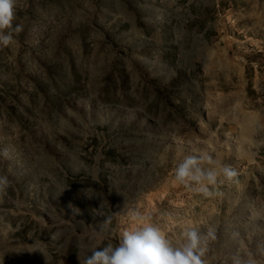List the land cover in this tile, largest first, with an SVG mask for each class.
I'll return each instance as SVG.
<instances>
[{
    "label": "rangeland",
    "instance_id": "rangeland-1",
    "mask_svg": "<svg viewBox=\"0 0 264 264\" xmlns=\"http://www.w3.org/2000/svg\"><path fill=\"white\" fill-rule=\"evenodd\" d=\"M15 24L0 264H80L134 211L172 238L215 227L209 264H264V0H18ZM203 154L238 173L210 198L173 180Z\"/></svg>",
    "mask_w": 264,
    "mask_h": 264
},
{
    "label": "clouds",
    "instance_id": "clouds-1",
    "mask_svg": "<svg viewBox=\"0 0 264 264\" xmlns=\"http://www.w3.org/2000/svg\"><path fill=\"white\" fill-rule=\"evenodd\" d=\"M18 0H0V46L8 47L13 43L14 35L22 31V26L14 25ZM0 156L10 159L7 148L0 150ZM207 165V166H205ZM233 181L238 173L231 165L214 159L211 155H187L174 169V183L183 186L193 194L210 198L215 195L213 188L219 177ZM11 186L7 175H0V193H5ZM76 213L79 209L71 204ZM133 226L122 233L118 244L105 246L93 245L80 264H209L206 258L210 241L216 239V228L208 227L201 231L198 227L185 228L179 237L172 238L153 222L150 213L134 211L129 213ZM111 222V217L106 223ZM239 233H233L237 238ZM234 264H241L234 258ZM244 264H255L251 257Z\"/></svg>",
    "mask_w": 264,
    "mask_h": 264
}]
</instances>
